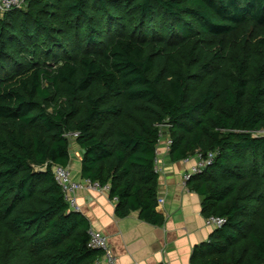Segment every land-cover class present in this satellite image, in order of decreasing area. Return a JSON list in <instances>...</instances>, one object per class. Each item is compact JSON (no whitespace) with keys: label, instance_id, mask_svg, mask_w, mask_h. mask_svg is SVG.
I'll return each instance as SVG.
<instances>
[{"label":"trees","instance_id":"1","mask_svg":"<svg viewBox=\"0 0 264 264\" xmlns=\"http://www.w3.org/2000/svg\"><path fill=\"white\" fill-rule=\"evenodd\" d=\"M251 28L255 37L234 44ZM215 153L188 188L226 220L192 264H264V0H24L0 11V264H97L54 175L160 226L157 146Z\"/></svg>","mask_w":264,"mask_h":264},{"label":"crops","instance_id":"2","mask_svg":"<svg viewBox=\"0 0 264 264\" xmlns=\"http://www.w3.org/2000/svg\"><path fill=\"white\" fill-rule=\"evenodd\" d=\"M168 139L164 128L157 146V211L164 217L162 225L143 221L138 212L118 217L116 201L110 198L109 190L85 187L74 193L80 212L88 218L92 229L106 236L115 259L110 263L103 256L97 264H192L194 248L208 242L217 229L207 224L200 195L184 183V175L197 164V159L172 161ZM81 160L82 151L75 143L69 168L73 179L85 185L80 175Z\"/></svg>","mask_w":264,"mask_h":264},{"label":"built area","instance_id":"3","mask_svg":"<svg viewBox=\"0 0 264 264\" xmlns=\"http://www.w3.org/2000/svg\"><path fill=\"white\" fill-rule=\"evenodd\" d=\"M23 2L24 0H0V11L7 12L10 11L11 9L21 8ZM161 137H162V132H161ZM171 144L172 141L169 138L168 139L169 148ZM193 158L197 159V164L190 170V172L184 175V183L186 184L193 175L201 173L208 166L212 165L215 158V153H209L206 156H204L202 153H198ZM190 159L192 158L186 159L185 161H189ZM157 164H158V159H156V170L159 172ZM54 175L57 183L62 188L65 201L68 203L69 208L72 211H76V212L81 211L74 197V193L77 190L84 189L85 187L88 189L99 190V191L109 190L108 187H102L99 183H92L90 181H86L85 182L86 184L84 185L82 183L76 182L73 179L72 171L70 170L69 167L55 166ZM206 222L208 225H212L218 228L223 226L226 220L222 217L212 216L207 218ZM88 234H89L88 246L92 249L102 250L104 253L103 256L108 260V262L113 263L115 259L110 252L108 240L106 236H104L100 232L95 231L92 228L89 229Z\"/></svg>","mask_w":264,"mask_h":264},{"label":"rangeland","instance_id":"4","mask_svg":"<svg viewBox=\"0 0 264 264\" xmlns=\"http://www.w3.org/2000/svg\"><path fill=\"white\" fill-rule=\"evenodd\" d=\"M244 35H246L247 37H248V39H249V41H251L252 39H253V37H255V34L252 32V30H251V28H249V29H244V30H242L239 34H237V36L235 37L236 38V42L235 41H233L234 42V44H244V42L243 41H241L242 40V38H243V36ZM263 135H264V133H262ZM75 143L74 142H72V145H74Z\"/></svg>","mask_w":264,"mask_h":264}]
</instances>
